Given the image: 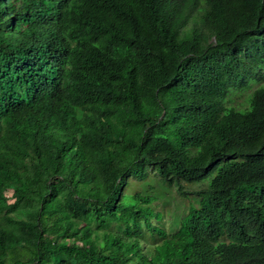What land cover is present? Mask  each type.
Masks as SVG:
<instances>
[{"label":"trees","instance_id":"16d2710c","mask_svg":"<svg viewBox=\"0 0 264 264\" xmlns=\"http://www.w3.org/2000/svg\"><path fill=\"white\" fill-rule=\"evenodd\" d=\"M0 264H264V0H0Z\"/></svg>","mask_w":264,"mask_h":264},{"label":"rangeland","instance_id":"374dc122","mask_svg":"<svg viewBox=\"0 0 264 264\" xmlns=\"http://www.w3.org/2000/svg\"><path fill=\"white\" fill-rule=\"evenodd\" d=\"M254 87L248 88L246 90L245 88H242L241 90L236 91V96L232 97V103L239 104L240 107H246L247 106V100L249 95L251 94ZM222 166V163L217 164V167L209 173V175L206 178H203L202 180H194L192 182H179L176 183L174 186H170L169 188H166L165 186L160 185V183L157 181L156 177H149V179L144 181H130V184H133L132 190L135 191L136 189H139L141 192H147L149 189V186L153 187V190L151 194L156 195V199L152 203L156 211H159L162 213V218L160 219V223L153 220L154 225H161L165 228V230L171 232L177 226L179 225L180 218H182L186 212L188 211L189 207L192 206H198L199 205V198L195 197L194 195L190 194L192 191L202 189L205 187V184L208 185L210 180L216 175L218 169ZM152 172V171H151ZM181 185L184 191H187L189 195H179L176 192V188ZM156 186V188H155ZM11 192L7 191L5 192V195L8 198V201L11 203L13 199L10 197ZM147 245H150V243H143L142 247L144 249H148ZM145 246V248H144ZM155 244L152 246L154 247ZM151 247V248H152Z\"/></svg>","mask_w":264,"mask_h":264}]
</instances>
